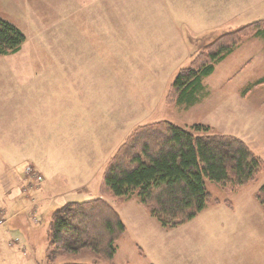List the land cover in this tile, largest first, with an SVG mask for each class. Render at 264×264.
I'll return each mask as SVG.
<instances>
[{
  "label": "rangeland",
  "instance_id": "rangeland-1",
  "mask_svg": "<svg viewBox=\"0 0 264 264\" xmlns=\"http://www.w3.org/2000/svg\"><path fill=\"white\" fill-rule=\"evenodd\" d=\"M162 4L161 0H0V17L26 36L19 52L0 55L5 76L13 79L14 86L27 89H33L39 79L42 108L49 105L47 96H53L58 127L65 125L72 96L75 112L82 110L88 126L82 139L85 148H77L76 142L75 147L68 146L73 164L68 166L67 184L57 179L54 184L59 187L41 191L43 174L26 165L24 193L12 208L20 213L8 222V215L5 220L1 215L0 220L7 223L0 226V264H48L50 220L62 206L60 193L75 202L101 197L119 213L122 209L131 224L118 242L114 264H191L194 252L181 253L174 261L177 250L172 244L184 238L197 239L198 246L214 254L217 264L226 259L228 264H264V206L257 199L264 185V167L256 179L232 193L206 178L213 198L193 219L173 228L163 227L150 215L138 195L119 201L104 186L110 158L135 127L149 122L170 121L188 129L205 125L214 133L244 140L264 161V36L244 39L216 63L202 81L197 103L186 106L170 100L179 70L191 65L216 37L264 22V6L260 5L257 15L236 18L225 27L220 26L224 22L202 20L203 13L199 20L193 19L197 12L188 10L186 0L174 13L188 17L167 19L168 5L162 9ZM44 119L48 129L54 128L53 116L47 114ZM9 122L16 125L18 121ZM8 151L14 152V144ZM45 151L55 159L56 150ZM0 156L5 160V148ZM16 159L28 158L20 151ZM78 186L83 188L72 191ZM137 207L155 221L143 224L149 241L141 242L137 234L136 216H131L137 215ZM5 208V196L0 193V209ZM95 257L88 249L64 252L52 264L92 263ZM197 261L205 264L199 257ZM98 263L107 261L101 258Z\"/></svg>",
  "mask_w": 264,
  "mask_h": 264
},
{
  "label": "trees",
  "instance_id": "trees-1",
  "mask_svg": "<svg viewBox=\"0 0 264 264\" xmlns=\"http://www.w3.org/2000/svg\"><path fill=\"white\" fill-rule=\"evenodd\" d=\"M263 23L244 25L206 44L191 65L179 70L170 100L186 106L197 103L202 81L212 74L215 64L244 39L264 36ZM25 40L19 27L0 17V55L19 52ZM263 167V159L234 135L214 133L202 124L188 129L159 121L138 125L130 132L110 158L103 183L119 201L138 195L150 215L163 227L173 228L193 219L213 198L206 178L232 193L256 179ZM257 199L264 206V185ZM126 229L119 211L104 198L68 201L52 214L47 262L52 264L64 252L88 249L98 256L95 262L62 264H101V258L114 264Z\"/></svg>",
  "mask_w": 264,
  "mask_h": 264
},
{
  "label": "crops",
  "instance_id": "crops-1",
  "mask_svg": "<svg viewBox=\"0 0 264 264\" xmlns=\"http://www.w3.org/2000/svg\"><path fill=\"white\" fill-rule=\"evenodd\" d=\"M161 1L163 3L162 9H165L168 5V9L166 8L168 13L165 14L167 19L174 20L177 19V16H182L183 18L188 17L187 14V16L179 14L176 16L174 13L176 10L183 7L182 0ZM186 1L187 4L185 6L188 10L191 12H197L194 14L193 19L199 20L201 14L203 13L202 20L210 22H224L220 26L225 24V27L231 26V24H226L228 21L236 18H249L252 15H257L260 5L264 6V0ZM171 14L175 17L171 16ZM68 49L70 50L73 48ZM2 65L4 64L0 65V149L5 148V160H3L0 156V193L2 195L4 194L5 203L6 206H8V209H0V213L4 215V220L6 218L5 216L8 215L6 221H9V219L12 221V219L20 213L19 210L13 211L12 208L16 206L17 197L24 193L23 187L28 180L25 172L26 165H33L43 174L44 180L40 188L41 191L50 190L51 187H59V185L56 186L54 184V181L57 179H62L64 184H67L69 182L67 175L68 166L69 164H73V152L71 151V155L68 157V146L72 144L73 147L76 142L78 144L75 145L77 148L84 149L85 145L82 144V139L83 135L88 132V126L87 124L84 125L82 110L75 112L74 100L71 96L70 107L68 110L69 114L65 120V125L63 124L58 127L56 124V111L53 108V105L55 104L53 96H47L49 105L46 108H42V89L40 80L35 79L33 89H27L26 87L23 88L21 84H17L16 87L11 82L12 78L10 76H5V68L3 69ZM17 81L20 82L19 80ZM66 107L68 108V106ZM47 114L54 117V128L48 129V125L43 123ZM4 118L5 121L3 122L1 119ZM15 119L18 121L16 125L9 122L11 120L15 121ZM52 130H54V132H52ZM12 144H14V152L10 153L8 148L11 147ZM48 148L56 150L55 159L51 158L52 152L50 155L46 151L43 152V149L48 150ZM20 151L25 153V156L28 159H16ZM47 181H51V183L49 184ZM79 188H83V186H78L72 191ZM57 198L58 203L61 205L68 202L66 193H60ZM126 200L128 199H125L124 201ZM136 209L138 210L136 211L137 215L131 214V216H136L134 222L137 224V234L139 239L141 242H145L147 240L149 241L150 236L146 230L143 231V224L154 220L151 216H149V212H146L147 210L145 211L140 207H137ZM120 215L127 228L125 232L126 234L131 221L127 220L122 209L120 210ZM7 222L2 224L4 225ZM2 224L0 226H2ZM141 225L142 229L140 228ZM142 234H144V236H142ZM191 240L184 238L183 240L172 244V248L177 250L174 261H177V256L181 255V253L185 255L184 253L188 254L187 252H194L196 253V256L193 257L194 261L191 264H197L198 257L205 264H217V261H215L213 257L214 254L209 255V253L205 251L206 247L202 246V248L198 246L199 243H197V239ZM195 244L197 246H195ZM224 262V264H228L227 259Z\"/></svg>",
  "mask_w": 264,
  "mask_h": 264
},
{
  "label": "built area",
  "instance_id": "built-area-1",
  "mask_svg": "<svg viewBox=\"0 0 264 264\" xmlns=\"http://www.w3.org/2000/svg\"><path fill=\"white\" fill-rule=\"evenodd\" d=\"M41 178H42L41 176L38 177L39 180H40ZM1 215H2V214L0 213V219H1ZM3 222H4V220H0V225H1Z\"/></svg>",
  "mask_w": 264,
  "mask_h": 264
}]
</instances>
